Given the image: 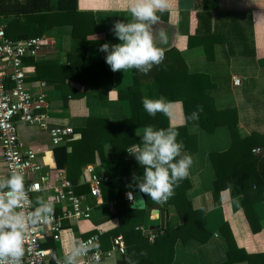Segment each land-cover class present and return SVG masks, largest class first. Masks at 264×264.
Listing matches in <instances>:
<instances>
[{
    "label": "crops",
    "instance_id": "obj_1",
    "mask_svg": "<svg viewBox=\"0 0 264 264\" xmlns=\"http://www.w3.org/2000/svg\"><path fill=\"white\" fill-rule=\"evenodd\" d=\"M129 6L130 0H77L78 11L92 13L95 23L104 28L103 32L88 37L95 42L101 40V43L88 46V58L94 61H106V53L100 52L99 48L104 43H120L111 29L116 20L130 19ZM203 8L209 10L211 14L209 31L200 27L198 21L197 15L203 12ZM158 15L160 19L153 26V31L157 37L160 33H164L167 37L166 43L159 39L157 41L158 45L165 49V58L178 54L186 64L189 74L208 77L210 83L214 85L211 96L216 111L236 110L237 137L244 139L252 134L262 136L264 134V0H209L205 3L203 0H171L170 11ZM11 19L2 18V23L6 26ZM43 37L46 43L42 52L35 58L25 60V81L30 92L34 94L45 92L52 126H69L74 130L88 126L96 118L117 121L129 117V105L119 99L118 92L132 86L133 69L118 72L105 70L99 74L102 78L97 82L84 83L85 77L80 71H75L74 74L68 73L70 77H67L65 73L57 71L56 66L82 61L84 55H82L81 41L72 37V27L69 25L54 27ZM190 38L193 39L191 45H188ZM201 40L209 43L207 51ZM50 66L52 67L49 72L46 67ZM37 67H40V73L36 71ZM154 67L147 74L138 71L143 97H159L154 79ZM109 73L110 88L107 87ZM234 78L241 79L239 86L233 84ZM41 82L45 84L44 88L38 87ZM101 91L107 92L105 97H100ZM174 102L176 106L173 115L171 118L167 116V128L172 127L179 132V128L186 127V134L182 136L179 133L178 136V141L184 144L183 151L193 158L189 175L185 178L189 183L186 197L192 211L204 213V229L210 237L205 243L193 238L186 242L178 239L173 247L171 264L223 263L227 259L228 250L221 233V226L224 224L229 227L239 249L248 255L264 254L263 201L255 200L245 210L242 203V189L237 184L228 186L216 197L213 194L216 172L210 154L226 152L231 147L233 139L229 127L218 126L209 133L196 123H187L182 102ZM16 126L23 148L33 150L41 166L38 174L25 175L26 185L40 182V178H44L49 183H56L58 170L53 159L54 146L50 142L48 132L22 122H18ZM79 137V134H75L73 140ZM191 139L195 141V151L191 150ZM255 148L262 150L260 155L264 154V148ZM103 150L104 163L96 154L95 163L83 168L78 183L73 185L74 194L82 196L91 208L90 219L80 220L75 225L64 221L58 241H54L48 234L44 235L42 247L50 252L49 264H56L55 257L62 256L65 251L70 250L74 241L86 239L98 231L102 232L100 236L102 240L107 231L119 225L115 215L117 202L122 200L123 203H127L125 194L133 193L126 185L125 175L133 176L139 166L132 164L129 167L115 169L118 174L114 177L111 149L106 145ZM92 172L105 174L111 178L107 184L101 186L98 200L88 194V179ZM0 176H6L1 145ZM111 184L113 186H110ZM86 187L88 191L84 192ZM38 196L47 198L50 193L43 190L34 193L32 196L34 206ZM113 202H115L114 206L111 205ZM54 206L56 213L60 214L63 211L58 205ZM152 210H165L168 214V224L170 221L175 223L177 218L175 210L168 201L147 206L144 217L138 220L135 229L140 228L144 236L154 235L156 238L161 231L157 230L159 222L151 219ZM103 241L104 248H101L102 242L99 241V249L109 250L111 240ZM113 256L118 264L121 256L116 253ZM98 264H103V261Z\"/></svg>",
    "mask_w": 264,
    "mask_h": 264
},
{
    "label": "trees",
    "instance_id": "obj_2",
    "mask_svg": "<svg viewBox=\"0 0 264 264\" xmlns=\"http://www.w3.org/2000/svg\"><path fill=\"white\" fill-rule=\"evenodd\" d=\"M208 1L203 0V3ZM203 9V12L197 15L198 21L200 27L209 31L211 14L209 10ZM0 17L12 18L4 29L5 37L12 41L43 37L54 27L71 26L72 37L81 41L84 58L74 64L56 66L57 71L65 73L67 77H70L68 73L74 74L75 71H80L85 77L84 83L97 82L102 78L99 74L108 69L111 72L106 61H94L87 57L88 46L101 43V40L95 42L88 37L103 32L104 28L95 23L92 13L78 11L77 0H0ZM191 39L193 38L189 39L188 45H191ZM202 43L207 51L209 43L207 41ZM51 67L46 69L49 71ZM154 68L157 94L165 96L170 101L182 102L187 123H196L209 133L218 126H227L230 129L233 139L231 147L226 152L210 154L216 172L214 196H218L228 186L237 184L242 189V203L245 210L255 200H261L264 203V154L259 156L252 154L253 148H264L262 145L264 134L262 136L252 134L244 139L237 137L236 110L216 111L211 96L214 85L210 83L206 75L189 74L186 64L178 54L171 58H164L163 62ZM36 71L40 73V67H37ZM110 81L109 73L108 88L111 87ZM106 93L101 91L99 95L105 97ZM143 94L138 70L133 69L132 86L118 92L119 99L126 101L129 105V117L117 121L96 118L88 126L74 129L75 134L80 136L78 139H72L54 147L55 167L58 171L64 172L72 185L75 186L78 183L83 168L95 163L96 154L104 163L103 149L106 145L111 149L114 177L118 174L115 169L129 167L132 164L139 166L135 175L137 177L143 175V167L134 160L133 156L127 154V148L142 141V137L136 135V130L147 125L157 129L167 128L166 115L157 113L153 117L144 110ZM197 105L203 107L200 119L195 122L188 120L187 116L196 109ZM185 128H179L180 135L186 134ZM191 140V150L195 151V141ZM125 179L131 192H135L137 189H134L133 176L126 174ZM188 188L189 183L186 179L180 181L179 186L175 188V194L168 200V204L175 210L177 221L175 223L170 221L165 230L158 232L152 243L140 230L135 229L138 220L144 217V210H133L128 202L123 203L122 200L117 202L115 215L119 225L104 234L100 240L101 248H104L103 240L108 242L109 239L122 235L126 253L121 255L118 264H126V258L133 252L137 254L134 259L138 260L139 264H171L173 247L178 239L186 242L193 238L202 243L207 242L210 234L204 229L205 215L203 212L192 211L186 197ZM86 191H88L87 187L84 188V192ZM143 195L148 207L157 203L147 195ZM221 233L228 247L227 259L221 264H264V254L248 255L236 246L226 224L221 226ZM141 251H146L147 255L140 256Z\"/></svg>",
    "mask_w": 264,
    "mask_h": 264
},
{
    "label": "clouds",
    "instance_id": "obj_3",
    "mask_svg": "<svg viewBox=\"0 0 264 264\" xmlns=\"http://www.w3.org/2000/svg\"><path fill=\"white\" fill-rule=\"evenodd\" d=\"M171 0H130L128 13L130 19L116 20L111 31L120 41L117 44L104 43L99 51L106 53L105 60L113 72L136 69L147 74L153 66H159L165 58V49L157 43H164L167 37L154 33L160 15L170 11ZM144 110L150 116L162 113L169 118L173 115L176 102L165 96L142 98ZM203 111L197 105L187 119L198 121ZM142 137L139 144L127 148L139 165L143 167V175L133 174L134 189L150 197L157 203H165L174 194L179 182L187 178L193 164L191 155L185 153L184 144L178 141L179 132L172 127L155 128L145 126L136 130ZM133 187V185H130ZM32 185H26L21 168L14 167L10 174L0 176V264H23L26 253V238L30 230L39 225H48L54 218V198L38 196L31 210L27 207ZM130 198V193H129ZM99 243L93 237L88 241L76 240L70 250L62 256L55 257L56 264H95L99 255ZM133 252L126 258V264H139ZM140 256H146L141 251ZM103 264H117L115 257L108 253Z\"/></svg>",
    "mask_w": 264,
    "mask_h": 264
},
{
    "label": "built area",
    "instance_id": "obj_4",
    "mask_svg": "<svg viewBox=\"0 0 264 264\" xmlns=\"http://www.w3.org/2000/svg\"><path fill=\"white\" fill-rule=\"evenodd\" d=\"M5 24L0 17V145L2 149V161L5 166L6 175L10 174L14 167L22 169L24 176L28 174H38L41 166L37 161L33 150L24 149L18 138L17 123L22 122L28 126H33L48 132L52 146L67 143L75 137V132L69 126H52L48 115V102L45 92L36 94L30 92L26 84L25 60L37 57L43 50L46 43L44 37H35L22 41H12L5 37ZM233 84L239 86L240 78H234ZM39 88H44V83L38 84ZM252 153L260 155L262 150L255 148ZM128 154V152H127ZM129 155V154H128ZM130 156V155H129ZM56 183H49L44 178L40 182H32L33 191L29 194L27 207L34 208L32 196L34 193L47 191L54 198V205H58L63 211L58 214L54 211V218L48 225L34 227L26 238V253L23 257V264H49V250L42 247V239L45 234L58 241L59 234L63 229V222L68 221L70 225H75L80 220L90 219L91 208L85 203L82 196H77L73 192V185L67 180L64 172H56ZM110 177L92 172L89 176V195L95 199H100L101 186L110 181ZM127 192L125 200L131 204L133 194ZM115 205V202L111 204ZM55 209V206H54ZM140 230V228H137ZM101 231L96 232L86 239L88 241L95 237L99 243ZM148 240L152 243L155 236L151 235ZM99 255L95 257V264L103 261L108 253L124 255L126 246L122 235H117L111 240V248L107 251L98 250ZM85 264L88 261L85 260Z\"/></svg>",
    "mask_w": 264,
    "mask_h": 264
},
{
    "label": "water",
    "instance_id": "obj_5",
    "mask_svg": "<svg viewBox=\"0 0 264 264\" xmlns=\"http://www.w3.org/2000/svg\"><path fill=\"white\" fill-rule=\"evenodd\" d=\"M133 194V201L130 204V208L133 210H146L147 205L143 194L137 189ZM152 220H157L159 225L157 230L163 231L168 226V214L165 210H152L150 211Z\"/></svg>",
    "mask_w": 264,
    "mask_h": 264
}]
</instances>
